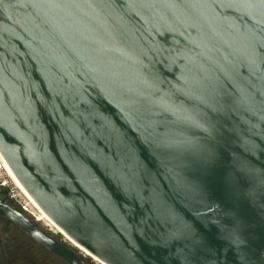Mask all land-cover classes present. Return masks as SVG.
<instances>
[{
	"label": "water",
	"instance_id": "obj_1",
	"mask_svg": "<svg viewBox=\"0 0 264 264\" xmlns=\"http://www.w3.org/2000/svg\"><path fill=\"white\" fill-rule=\"evenodd\" d=\"M0 153L105 264H264V0H0Z\"/></svg>",
	"mask_w": 264,
	"mask_h": 264
},
{
	"label": "flooded vegetation",
	"instance_id": "obj_2",
	"mask_svg": "<svg viewBox=\"0 0 264 264\" xmlns=\"http://www.w3.org/2000/svg\"><path fill=\"white\" fill-rule=\"evenodd\" d=\"M6 199L14 208L34 222L44 233L75 252L84 264H100L84 254L80 249L67 242V238L58 230L45 228L42 219L33 213L29 207L8 196V191L0 186V200ZM41 219V220H40ZM0 264H70L57 253L40 244L21 226L5 215H0Z\"/></svg>",
	"mask_w": 264,
	"mask_h": 264
},
{
	"label": "built area",
	"instance_id": "obj_3",
	"mask_svg": "<svg viewBox=\"0 0 264 264\" xmlns=\"http://www.w3.org/2000/svg\"><path fill=\"white\" fill-rule=\"evenodd\" d=\"M0 186L8 191V196L21 204L24 208L29 207V201L27 202V197L20 191L17 185L14 183L10 177L9 170L6 166V161L2 154L0 153ZM26 198V199H25Z\"/></svg>",
	"mask_w": 264,
	"mask_h": 264
},
{
	"label": "bare ground",
	"instance_id": "obj_4",
	"mask_svg": "<svg viewBox=\"0 0 264 264\" xmlns=\"http://www.w3.org/2000/svg\"><path fill=\"white\" fill-rule=\"evenodd\" d=\"M6 161V160H5ZM6 166L7 169L9 170V174L10 177L12 178V180L14 181V183L17 185V187L20 189V191L27 197V199L31 202V204H33V206L36 208V210H38V212L40 213V218L43 220H47L51 225H53L61 234H63L67 240L70 242V244L74 245L75 247H77L78 249H80L84 254H86L87 256L93 258V260H95L96 262L100 263V264H105L104 262H102L100 259H98L97 257L93 256L91 253H89L87 250H85L83 247H81L80 245H78L76 242H74L73 240H71L51 219L50 217H48L46 215V213L39 207V205L35 202V200L31 197V195L27 192V190L23 187V185L19 182V180L16 178L14 172L12 171L11 167L8 165V163L6 162ZM34 208V209H35ZM40 219V220H41Z\"/></svg>",
	"mask_w": 264,
	"mask_h": 264
},
{
	"label": "rangeland",
	"instance_id": "obj_5",
	"mask_svg": "<svg viewBox=\"0 0 264 264\" xmlns=\"http://www.w3.org/2000/svg\"><path fill=\"white\" fill-rule=\"evenodd\" d=\"M26 199V198H25ZM26 201L28 202L29 200L28 199H26ZM29 208H30V210L33 212V213H36V215L37 216H40V213L38 212V210H36V208L33 206V204H31V202L29 201ZM35 208V209H34ZM40 223L42 224V226L43 227H45V228H52L54 231H57V229L53 226V225H51L47 220H43V222L42 221H40ZM67 242H69L68 240H67Z\"/></svg>",
	"mask_w": 264,
	"mask_h": 264
}]
</instances>
